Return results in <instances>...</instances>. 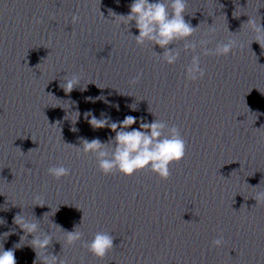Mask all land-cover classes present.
Segmentation results:
<instances>
[{
  "label": "clouds",
  "instance_id": "clouds-1",
  "mask_svg": "<svg viewBox=\"0 0 264 264\" xmlns=\"http://www.w3.org/2000/svg\"><path fill=\"white\" fill-rule=\"evenodd\" d=\"M221 7L223 6L221 5ZM129 8L130 12L127 15H118L109 9V16L114 17L112 21L119 22V26L123 24L127 28L137 46L151 45L153 49L155 46L163 49L162 54H158L154 50L153 54L168 65H173L179 60L181 51L191 52V60L185 68V75L189 81H197L205 76L201 56H227L233 53L235 49L242 48V45L235 38V34L229 30L230 36L228 39L218 41L214 48H209L208 45L212 43L217 31L213 26H208V32L204 34L207 38L201 39L199 44L191 39L195 36L199 26L193 27L190 21L185 20L188 0H154V2H150V0H133ZM101 17L105 19L102 13ZM78 19L79 16L73 15V22ZM36 22L40 21L37 20ZM245 24L254 34L250 45L255 41L264 49V27L252 17H249ZM132 27L138 29V35H132L130 31ZM181 41L184 42L182 49L170 47ZM198 46L200 48L199 53H197ZM142 76V71L137 72L129 83L131 85L138 84ZM80 80L81 76L79 74L65 75L62 77L59 86L65 93H71L80 85ZM87 85L81 90H86ZM98 99H103V97H98ZM115 107L117 110L119 109V105H115ZM131 108L136 110L134 104L131 105ZM75 113L79 117V112ZM84 116L85 119L91 117L88 119V123L94 129L108 127L115 133V136L109 137L107 142H102L99 138L91 141L82 138L80 141L81 146L76 147L81 153L93 156L97 162L98 170L104 175L118 172L121 175L131 177L139 171L147 170L160 179L167 180L171 176V165L178 164L186 155L187 141L182 136L180 128L176 125L169 126L164 120L155 118L149 123L141 118L137 129L131 128L132 125L137 123V118L131 115L126 116L120 122H111V118L103 113L101 118H97L90 111L85 112ZM130 128L131 130H128ZM72 131H77V129L73 128ZM65 144L73 146L68 143ZM70 171L69 168L63 165L52 166L47 169L48 174L57 180L70 175ZM253 198L256 203H264V191H258ZM34 200L39 202L35 205L41 207L45 205L38 195L34 196ZM47 214L45 213L44 216ZM37 221L39 220L36 218L34 220L27 219L22 214H17L14 217V224L23 230L24 235L21 236V242L14 245L13 249L4 250L3 244H0V264H17L14 249L22 246V240L27 239L28 234L33 237L28 244L36 253V261L39 260L40 264H68L66 259L48 253V248L53 240L52 236L42 231ZM4 223L5 221L0 219V225ZM81 223L71 232L64 231L54 223L52 225L65 233L67 244L74 245L79 242L81 247L87 249L94 257L103 260L114 249L113 241L115 237L107 231H97L90 241H85L83 239L84 233L79 230ZM10 234L6 232L3 236L6 238ZM224 244L223 234L212 241V246L216 248L223 247ZM36 261H34V264H36Z\"/></svg>",
  "mask_w": 264,
  "mask_h": 264
}]
</instances>
